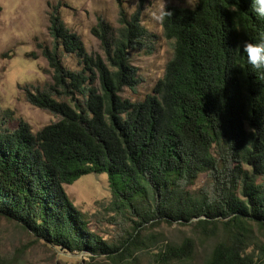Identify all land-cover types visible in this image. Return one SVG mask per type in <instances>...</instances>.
<instances>
[{
  "label": "trees",
  "instance_id": "trees-1",
  "mask_svg": "<svg viewBox=\"0 0 264 264\" xmlns=\"http://www.w3.org/2000/svg\"><path fill=\"white\" fill-rule=\"evenodd\" d=\"M166 9L172 15L162 33L173 40L172 56L138 100L121 91L138 81L128 48L145 38L140 17L120 18L116 34L103 21L93 26L100 55L50 12L54 44L42 49L50 81L25 88V96L59 118L35 132L23 120L0 130V214L51 245L105 255L110 264H138L133 251L148 246L141 226L161 221L214 238L201 264H264L263 245L248 250L253 228L264 230V71L242 54V42L254 41L264 20L250 0ZM60 52L72 53L79 69L67 68ZM90 172L106 173L110 210L133 219L117 244L88 227L65 191ZM202 173L209 182L193 189ZM193 240L166 243L156 253L160 264H191Z\"/></svg>",
  "mask_w": 264,
  "mask_h": 264
},
{
  "label": "rangeland",
  "instance_id": "rangeland-1",
  "mask_svg": "<svg viewBox=\"0 0 264 264\" xmlns=\"http://www.w3.org/2000/svg\"><path fill=\"white\" fill-rule=\"evenodd\" d=\"M162 2L165 5H193V0H0V130H12L19 120H23L35 132L59 118L33 106L25 96V88L43 89L50 81L51 69L42 49L45 46L52 48L54 44L48 31V17L53 11L59 14L71 32L79 36L88 53L100 55H103V51L91 28L103 21L108 31L116 34L121 25L120 18L129 19L132 14H137L146 29V35L128 48V55L136 67L138 81L134 87H123L121 95L138 100L146 93H151L173 52V40L163 36L161 23L156 22L152 15ZM60 53L67 68L79 69L72 53ZM208 182V175L202 173L192 188L196 189ZM64 188L71 202L87 219L88 227L105 243L117 244L132 232L133 219H125L109 208L111 195L105 172L85 173L72 183L64 184ZM140 229L139 239L143 237L144 242L148 241V246L133 251V259L138 264H160L157 251L166 243H180L188 236L194 239L191 264H201L214 243V238L199 236L191 225L176 222H152L143 224ZM250 240L248 250L258 253L259 247L264 246V230L254 227ZM122 250L123 247L117 252ZM0 264L110 262L105 255L90 258L87 252H70L51 245L22 224L0 214Z\"/></svg>",
  "mask_w": 264,
  "mask_h": 264
},
{
  "label": "clouds",
  "instance_id": "clouds-1",
  "mask_svg": "<svg viewBox=\"0 0 264 264\" xmlns=\"http://www.w3.org/2000/svg\"><path fill=\"white\" fill-rule=\"evenodd\" d=\"M195 2L196 0H193V4ZM250 8L257 18L264 20V0H250ZM152 15L156 22L162 23L165 18L172 15V12L167 10L165 3L162 2ZM242 54L251 69L264 71V31L260 32L254 41L244 40L242 42Z\"/></svg>",
  "mask_w": 264,
  "mask_h": 264
}]
</instances>
